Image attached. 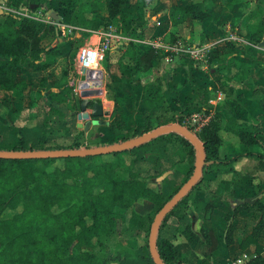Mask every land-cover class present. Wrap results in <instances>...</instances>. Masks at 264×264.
<instances>
[{"label":"trees","instance_id":"obj_1","mask_svg":"<svg viewBox=\"0 0 264 264\" xmlns=\"http://www.w3.org/2000/svg\"><path fill=\"white\" fill-rule=\"evenodd\" d=\"M51 0H6L4 12L0 13V92L1 91H23L28 83L25 79L18 77V72L30 63L33 71L46 69L53 58L58 55L59 45L50 47L55 37V28L58 20L44 21L38 18L24 15L18 11L20 6H26L29 10L48 11ZM108 18L115 25L119 34L128 38L143 37L142 30L138 34L130 32L132 27V15L124 10V6L129 0H104ZM60 5L70 12L69 26L72 31L73 51L77 52L80 47L87 45L92 35L91 13L102 6V0H60ZM212 0H193L187 6L172 5L168 10L171 25L179 27L187 17L197 20H204L211 15ZM256 11L264 16V0H258ZM243 37L249 43L259 42L264 35V21H259L256 25H246ZM239 35L240 31L237 32ZM61 34V30H59ZM175 39V35H171ZM155 49L146 46L142 51L137 49V43L128 40L126 45V55L132 61L130 69L133 74L146 71L151 66ZM188 71L194 66V62L185 59ZM264 75V66L260 62H254ZM253 63V64H254ZM191 90L186 99L180 103L181 111L173 114L163 105V99L167 95L158 83H145L144 106L146 115L145 124L126 131L125 136L133 137L163 124L177 122L183 124V111L194 102H199L201 98L206 99V91L191 82ZM72 87L65 84L59 92H50L49 97L55 102L73 101L75 112L80 111L81 102L84 98L88 101L87 106L91 107L93 102L101 101L95 97L85 94L75 98ZM262 104L264 99L261 101ZM35 100H31L27 107L17 108L10 114V120L3 118L7 112L0 101V150H37V149H69L90 147V143L82 138L83 131L79 130L74 135H70V121L64 119L60 111L52 106L45 108L40 106ZM26 108V109H25ZM31 110L34 113H30ZM211 109L205 107V113H210ZM35 121L28 124L32 118ZM112 134L116 135L118 128L110 121L107 125ZM73 124L71 125V129ZM56 128L61 129L69 139L68 143L56 142L52 132ZM230 131L238 136L239 141L246 146V151H238L234 154L220 156L219 145L221 142L220 132ZM264 134L258 119L248 122H239L229 118L223 120L220 114L213 112L208 123L203 125L196 135L203 143L205 151V165L203 174H223L236 172L234 163L242 157L264 160V143L260 140V135ZM171 138L175 141L170 142ZM123 140V139H122ZM170 144L167 147V144ZM153 145L157 149L158 155H152L148 164L153 169L147 176L157 178L166 170L172 168V173L162 179L160 187L150 194L147 190L145 199L161 206L178 190V188L191 175L195 150L194 146L178 133H167L142 144L138 147L128 149L136 152L139 148ZM171 148H178L180 153L175 155ZM136 150V151H134ZM127 152V151H124ZM123 152H114L96 156L86 157H66L65 167L61 174L67 177H80L82 183L76 191V195L81 197L86 188L92 185L93 188L108 189L112 180L106 177L101 178L103 166L106 164H96L92 161L94 157H100L102 162L104 155L118 156ZM140 159V158H139ZM188 159V160H187ZM47 159H2L0 158V264H83L82 259L69 253L68 247L77 240L78 244H88L91 239L98 234L104 226L102 223L104 206L109 205L106 201L108 197H102V193L95 195L93 201L79 198L77 202H72L74 195H67L64 190L73 189L72 183L64 182L53 186L47 182L43 173L34 169L33 164L48 162ZM101 162V163H102ZM91 172L92 176L88 173ZM195 187V186H194ZM193 187V188H194ZM230 187L228 182L227 188ZM93 188V189H94ZM192 188V190H193ZM54 189V190H53ZM161 190V192H160ZM171 193L165 196V191ZM192 190L183 197L175 207L162 220L158 233L156 246L158 253L165 264H182L179 259L175 244L184 242L190 244L196 237V232L192 228V221L187 214L176 215L178 208L191 207L198 214V232L203 243L207 246L208 254L202 259V263L209 264L212 253L217 248V239L211 228L206 226L205 221L209 218L213 207L208 202H200L194 199ZM159 192L161 198L159 196ZM101 194V195H100ZM137 197L134 199L136 200ZM68 205L67 207H64ZM61 209L55 213L52 207ZM114 205H110L112 208ZM248 205H240L233 209V214L225 216L226 227L224 231V241L226 245L233 243L234 216ZM64 207V208H62ZM158 209V210H159ZM117 209H115V212ZM90 213V220H85V215ZM119 213V212H116ZM24 227L18 229V226ZM264 226L260 219L252 228L251 233L239 244L241 249L254 244L253 253L247 260L239 264H264V245L257 241ZM142 254V253H141ZM120 264H130L124 258ZM133 264H154L147 251H143L139 261Z\"/></svg>","mask_w":264,"mask_h":264},{"label":"crops","instance_id":"obj_2","mask_svg":"<svg viewBox=\"0 0 264 264\" xmlns=\"http://www.w3.org/2000/svg\"><path fill=\"white\" fill-rule=\"evenodd\" d=\"M28 1L24 0L25 3ZM59 1L51 0L49 6L56 10L53 11L57 15L56 20L61 22V27L65 29L69 25L70 12L60 5ZM192 1L129 0L124 10L133 18L130 32L132 34H138L141 30L143 32L141 39L132 37L130 40L137 43L139 51L146 46L155 49L151 66L146 71L133 74L130 69L132 61L126 55L128 40H119L105 51L101 60L94 68L92 67L93 69L88 67L89 70L102 72L101 86L96 89H80L84 75L81 71L83 69L79 66L78 52L73 51L70 37L72 33L67 29L68 36L62 32L57 35L60 28H56L51 44L54 43L55 38H60V41L54 44V46L59 45V52L58 55L53 56L50 65L44 70L33 71L31 64H26L18 72V77L26 80L27 88L23 91L0 92V101L7 110L3 118L10 120V114L14 109L27 107L31 100L36 102L38 98L36 99L35 96L40 94L37 102L47 96L49 105L60 111L65 120L70 121L67 127L70 129L71 137L82 130L84 132L82 138L88 142V136H93L96 132V137L105 140V144L89 142L90 147L112 144L132 138H126L125 132L145 124L146 94L143 86L145 83H158L164 92L167 91L163 105L176 115L181 111L180 103L186 99L191 90L190 83L194 82L206 91V99L201 98L199 100L202 101L188 106L183 111V116L191 117V114H196L202 119L199 121L206 120V123L209 122L213 112L219 113L223 120L233 118L239 122H248L258 119L264 133V102L263 104L261 102L264 99V75L254 63L258 61L264 66V35L256 43H249L243 37L246 25H256L259 21H264V16L255 9L258 0H212L211 15L208 18L197 20L187 17L179 27L172 26L168 15L169 8L172 5L187 6ZM19 12L31 16L30 13ZM91 19L92 35L88 44L98 39L95 32L103 25L107 23L112 25L104 0L101 8L91 13ZM239 31L241 35L237 33ZM172 34L176 36L175 39L171 38ZM179 41L198 48L202 57L197 59L166 51V47ZM185 59L195 63L190 71L184 62ZM90 80L96 81L97 78L91 77ZM41 82L45 85L43 89ZM65 84L72 87L71 91L75 98L89 94L99 99L104 112L102 118L107 120L108 124L110 121L113 122L118 128L117 134H112V130L107 125H91L88 130L78 127L77 124L84 121L78 114L80 111L75 112L73 109V101L55 102L49 97L50 92H59ZM37 89L41 92H36ZM207 106L211 109L210 113H205ZM87 109L90 111L91 107ZM30 113L34 111L31 110ZM34 121L32 116L28 124ZM92 126L96 127V130L90 133ZM56 130L62 132L57 136L63 139L62 143L67 144L69 139L66 134L61 129L56 128ZM220 137V156L247 150L238 136L230 131L222 130ZM259 137L264 143V134ZM233 166L237 173L203 174L202 172L201 179L192 190L194 199L208 202L213 207L209 218L205 221L206 226L213 230L218 243L212 253V264H237V260L242 258L243 254L249 257L254 251V244H250L245 249H241L239 244L251 233L253 226L260 219L264 223V160L242 157ZM228 182L230 187L226 190ZM148 203L152 204L148 199L136 200V210L147 208ZM240 205L248 206L240 210L232 219L233 243L226 245L225 216L233 214V209ZM192 212V228L196 232V237L192 243L182 242L181 245L193 248L188 252V256L204 257L208 254V249L198 232V214L194 210ZM257 241L264 245V226ZM262 255L264 257V252Z\"/></svg>","mask_w":264,"mask_h":264},{"label":"rangeland","instance_id":"obj_3","mask_svg":"<svg viewBox=\"0 0 264 264\" xmlns=\"http://www.w3.org/2000/svg\"><path fill=\"white\" fill-rule=\"evenodd\" d=\"M24 7L20 6L18 10L21 12H26L28 14L30 13L32 17L38 18L40 20L45 19L51 21L50 14L48 12L44 10L33 11L29 10L26 6ZM50 9L51 11H56L55 9ZM60 24L61 22H57L56 28H60L63 34H67L68 31L66 27L65 31V29L62 28ZM112 26L116 29L115 25ZM102 27H105V25H103ZM93 66L95 65H92V67ZM40 85L42 89L45 87L44 82H41ZM36 92L41 91L37 89ZM39 95L40 94H37L35 96L36 99L38 98L37 101L39 100ZM47 100L48 98L46 96L38 102L39 104L35 105H39L38 107L42 106L44 108L45 106L48 107L50 106V102L49 100ZM183 120L184 123L180 125L187 127L189 130L196 134L197 131L193 130L194 122L187 120L185 116H183ZM94 129L96 130V127L90 129V133H93L92 130ZM60 133L62 132L54 130L51 134L52 136H49L51 137V139L52 137L54 138L53 143L64 142L60 136H57ZM94 133L95 134L93 136H88V143L90 142L93 144H105V140L97 138V133ZM173 141H175V138H171L169 143ZM169 143L167 144V147L170 146ZM171 150L174 151L175 155H178L177 153H180L178 151V148H171ZM194 150V157H196L197 150L195 147ZM124 151H120L123 153H120L118 156H102L103 160H105L106 162H102V159L100 157H94L92 159V161L97 165L99 163L106 164V166L101 165L103 167L101 178L105 179L106 177H108L112 180V182L111 184H109L108 189L103 188L102 191H100L101 188L93 187V189L91 187L92 185L88 184V187H83L86 188V190L83 192V196L81 197L76 195V191L78 190L76 188H78V185L82 183V179L80 177L70 178L66 175L61 174L62 168L65 167V161L61 158H52L51 161L33 164L32 166L34 169L41 171L47 182H49L53 186L62 184L64 182H73L75 186L73 189L64 190V192H66L68 196L74 195V197L72 198L73 203L77 202L79 198H82L86 201L87 199L93 201V199L96 197L95 195H97L98 193H102V197H108L106 201L109 202V205L104 206V218L101 219L102 223H99V226L103 225L104 229H100L98 231V234L91 239L90 243L78 244L77 240H73V242L68 247L69 253L79 256L82 259L83 264H120V260H122L123 258L128 263L133 264L134 262L139 261L140 255L143 254V251H147L150 225L154 215L159 208L158 204L154 205V203H148L149 206L147 208H143L142 210L137 211L135 201H141V199H145L143 197H145L147 191L151 194L153 192V189L156 190L157 188H159V184L162 182V179L166 176L168 177L172 173L173 169L170 168L166 170L162 175L158 176L155 179L148 177L147 174L153 170L148 162H150L152 155H158L157 149H155L153 145H149L141 147L137 151L134 150L136 151L135 153L129 150ZM88 175L92 176V173L89 172ZM160 192L159 196L161 198ZM170 193V190H166L165 196L169 195ZM136 197L137 199L134 200ZM110 205L114 206L110 208ZM67 206L68 205H65L64 207ZM115 209H117L116 212L119 213H116ZM52 210L53 212L57 213L61 209L53 206ZM192 210L193 209L191 207L178 208L176 209L175 214H187L191 218V216L193 215ZM91 216L92 215L88 213L84 218L85 220H90ZM17 228L22 229L24 227H21L19 225ZM174 244L178 252L179 259L182 261V264H204L202 263V259L205 256L197 258L188 256V252L192 251L193 249L191 245V248H189L186 245H181L182 242L178 241ZM172 264L175 263L173 262ZM209 264H212L211 259L209 260Z\"/></svg>","mask_w":264,"mask_h":264},{"label":"water","instance_id":"obj_4","mask_svg":"<svg viewBox=\"0 0 264 264\" xmlns=\"http://www.w3.org/2000/svg\"><path fill=\"white\" fill-rule=\"evenodd\" d=\"M6 0H0V13L4 12V5ZM50 17L57 19L55 12L48 10ZM60 41V38L54 40V43L50 47L54 46ZM84 75V80L80 83V89H96L101 86L102 72L100 70H81ZM91 77H96V81H91ZM88 100L84 98L80 107V118L84 121L78 123V127H83L84 130H88L91 125H107L108 121L103 119V107L101 103L97 101L93 102L90 111L87 109ZM170 132H178L185 139H187L197 150V155L193 164V170L191 175L186 181L178 188V190L161 206V208L154 215L149 235H148V251L154 264H165L157 250L156 240L157 233L160 224L164 217L175 207V205L185 197L189 191L197 184L201 179L203 167L205 165V151L203 143L198 136L189 130L187 127L178 123H170L159 125L148 132L142 133L138 136L130 139L115 142L112 144L98 145L94 147H82V148H69V149H37V150H0V158L2 159H47V158H66V157H86L96 156L102 154H109L114 152H120L128 149L138 147L146 142L156 138L159 135L167 134Z\"/></svg>","mask_w":264,"mask_h":264},{"label":"built area","instance_id":"obj_5","mask_svg":"<svg viewBox=\"0 0 264 264\" xmlns=\"http://www.w3.org/2000/svg\"><path fill=\"white\" fill-rule=\"evenodd\" d=\"M95 35L98 36V39H96L95 42L82 46L78 51V62L81 69H87L88 67L92 68V65L96 66L98 61L103 57L105 51L110 49V47L117 41L126 39L119 34L111 24L108 23L105 27H101L97 32H95ZM158 45L161 46L160 43H158ZM166 51L168 53L195 57L197 59L202 57L201 51L198 48L192 47L189 44H184L181 41L175 42L171 46L166 47ZM218 98L219 97L217 96L216 99ZM185 118L194 122V131H198L206 124V120L199 121L202 119H200L196 114H191V117L189 115H185ZM248 258L247 254H243L242 258L237 260V264L244 262Z\"/></svg>","mask_w":264,"mask_h":264},{"label":"clouds","instance_id":"obj_6","mask_svg":"<svg viewBox=\"0 0 264 264\" xmlns=\"http://www.w3.org/2000/svg\"><path fill=\"white\" fill-rule=\"evenodd\" d=\"M4 8H5V6L3 7V9H4ZM5 9H7V8H5ZM7 10H8V9H7ZM47 12H48V11H47ZM51 19H52V20H56V19H53V18H51ZM112 25H113V24H112ZM68 26H69V25H68ZM68 26H67V27H68ZM105 26H106V24H105ZM67 27H66V29H69V33H72V31L70 30V28H67ZM59 30H60V29H58V34H57V35H59ZM55 32H56V28H55ZM123 37H124V36H123ZM125 38H126V40H130V38H128V37H125ZM121 41H122V40H121ZM117 42H118V41H117ZM117 42H116V43H117ZM112 46H113V45H112ZM80 48H81V47H80ZM110 48H111V47H110ZM78 51H79V49H78ZM78 51H77V52H78ZM104 53H105V52H104ZM87 69H88V68H87ZM92 69H93V68H92ZM176 123H177V122H176ZM137 136H138V135H137Z\"/></svg>","mask_w":264,"mask_h":264}]
</instances>
